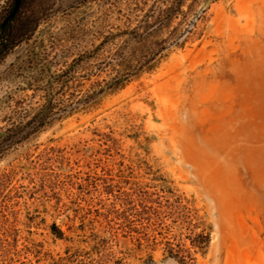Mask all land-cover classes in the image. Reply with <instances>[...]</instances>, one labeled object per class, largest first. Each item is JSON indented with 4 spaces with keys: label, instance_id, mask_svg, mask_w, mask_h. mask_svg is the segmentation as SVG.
I'll use <instances>...</instances> for the list:
<instances>
[{
    "label": "rangeland",
    "instance_id": "obj_1",
    "mask_svg": "<svg viewBox=\"0 0 264 264\" xmlns=\"http://www.w3.org/2000/svg\"><path fill=\"white\" fill-rule=\"evenodd\" d=\"M25 9L36 26L0 65V130L69 67L58 106L155 57L0 159V264H180L169 247L191 264H264V0Z\"/></svg>",
    "mask_w": 264,
    "mask_h": 264
},
{
    "label": "trees",
    "instance_id": "obj_2",
    "mask_svg": "<svg viewBox=\"0 0 264 264\" xmlns=\"http://www.w3.org/2000/svg\"><path fill=\"white\" fill-rule=\"evenodd\" d=\"M11 8L12 6L10 5L3 16L0 15V65L18 45L28 41L31 32L36 26L34 18L26 13L25 0L20 1V5L14 16L2 26L1 23L5 16L10 12ZM172 11H174V9H170V12ZM166 16L167 17L165 18L168 20L170 14H167ZM133 34L135 33L133 32L132 35ZM133 37L136 38L138 36ZM125 57L126 56L124 55L120 56L122 60ZM154 57V54H145L139 56L137 59H124L130 66L127 65L126 70H122L118 76L109 81H104L83 97L71 100L59 106L56 105L55 97L60 91H62V88L66 84L61 83L59 84V87H57L58 81L62 78H64L66 82L70 81L73 77L71 74L72 67H69L59 74H55L52 77V81L44 87L46 98L35 114L24 122H19L0 130V159L15 146L22 144L45 127L60 121L79 109L91 107L103 96L122 88L132 77L137 76L142 71H150L153 68V65H150V63ZM132 62H135V64H131ZM205 238L206 237L202 234L197 235L198 240L194 241L193 239L191 245H197L200 247V245L204 243ZM168 249L170 255L173 258L176 257L175 259H177L180 264H191V259L189 257L174 253L171 247Z\"/></svg>",
    "mask_w": 264,
    "mask_h": 264
},
{
    "label": "water",
    "instance_id": "obj_3",
    "mask_svg": "<svg viewBox=\"0 0 264 264\" xmlns=\"http://www.w3.org/2000/svg\"><path fill=\"white\" fill-rule=\"evenodd\" d=\"M20 1L21 0H13V4H12V8L10 10V12L5 16V18L3 19L1 25L3 26L9 19H11L15 12L17 11L19 5H20Z\"/></svg>",
    "mask_w": 264,
    "mask_h": 264
}]
</instances>
